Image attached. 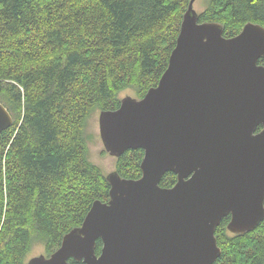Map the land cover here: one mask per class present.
<instances>
[{
	"label": "trees",
	"instance_id": "trees-1",
	"mask_svg": "<svg viewBox=\"0 0 264 264\" xmlns=\"http://www.w3.org/2000/svg\"><path fill=\"white\" fill-rule=\"evenodd\" d=\"M189 2L0 0V101L14 119L0 134V264H26L36 243L51 256L95 201L109 200L107 176L90 160L89 120L117 110L121 92L141 99L159 84ZM199 16L232 38L249 22L264 26V0H211ZM144 155L117 158L121 177L140 178ZM176 183L168 172L161 186ZM230 219L217 228L215 264H264V221L239 235Z\"/></svg>",
	"mask_w": 264,
	"mask_h": 264
},
{
	"label": "water",
	"instance_id": "water-1",
	"mask_svg": "<svg viewBox=\"0 0 264 264\" xmlns=\"http://www.w3.org/2000/svg\"><path fill=\"white\" fill-rule=\"evenodd\" d=\"M194 3L159 84L100 112L105 150L143 149L142 176L109 174V200L27 264H215L224 218L239 235L264 221V26L227 38L220 22H200ZM13 124L0 101V134ZM168 172L177 183L165 188Z\"/></svg>",
	"mask_w": 264,
	"mask_h": 264
},
{
	"label": "rangeland",
	"instance_id": "rangeland-1",
	"mask_svg": "<svg viewBox=\"0 0 264 264\" xmlns=\"http://www.w3.org/2000/svg\"><path fill=\"white\" fill-rule=\"evenodd\" d=\"M191 1V0H190ZM211 0H195L194 9L200 14L207 9ZM190 3V2H189ZM137 98L136 92L133 89H127L120 94V98L125 97ZM100 112L97 111L90 118L88 123L90 160L102 168L106 176L117 171V158L111 156L105 150L103 141L100 135ZM47 256L45 246L42 243H36L26 259V264L35 257Z\"/></svg>",
	"mask_w": 264,
	"mask_h": 264
}]
</instances>
